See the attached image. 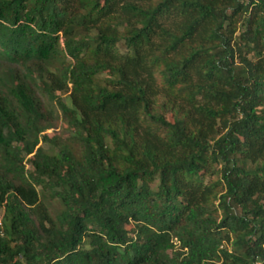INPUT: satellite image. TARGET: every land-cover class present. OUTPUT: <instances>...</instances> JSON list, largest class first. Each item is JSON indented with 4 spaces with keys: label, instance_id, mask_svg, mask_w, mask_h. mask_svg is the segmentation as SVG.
Wrapping results in <instances>:
<instances>
[{
    "label": "trees",
    "instance_id": "obj_1",
    "mask_svg": "<svg viewBox=\"0 0 264 264\" xmlns=\"http://www.w3.org/2000/svg\"><path fill=\"white\" fill-rule=\"evenodd\" d=\"M0 204V264H264V0H0Z\"/></svg>",
    "mask_w": 264,
    "mask_h": 264
},
{
    "label": "rangeland",
    "instance_id": "obj_2",
    "mask_svg": "<svg viewBox=\"0 0 264 264\" xmlns=\"http://www.w3.org/2000/svg\"><path fill=\"white\" fill-rule=\"evenodd\" d=\"M62 129H63V127L61 126V128H60V127L57 128V129L55 130V132H59L60 130L62 131ZM55 132L52 131V130L45 132V133L42 135V140H41V141L43 142V141H45V139H47V138L53 136Z\"/></svg>",
    "mask_w": 264,
    "mask_h": 264
},
{
    "label": "built area",
    "instance_id": "obj_3",
    "mask_svg": "<svg viewBox=\"0 0 264 264\" xmlns=\"http://www.w3.org/2000/svg\"><path fill=\"white\" fill-rule=\"evenodd\" d=\"M3 220H4V204H0V229L3 226Z\"/></svg>",
    "mask_w": 264,
    "mask_h": 264
}]
</instances>
